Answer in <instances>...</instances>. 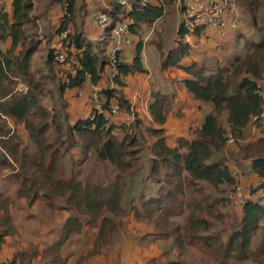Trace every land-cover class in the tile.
Segmentation results:
<instances>
[{
  "label": "trees",
  "instance_id": "16d2710c",
  "mask_svg": "<svg viewBox=\"0 0 264 264\" xmlns=\"http://www.w3.org/2000/svg\"><path fill=\"white\" fill-rule=\"evenodd\" d=\"M243 1L251 27L259 39L245 42L244 55L233 56L228 66H216L209 70L195 62L182 65L190 51L189 45L182 43L189 32L182 28L176 32L178 45L160 56V70L181 69L188 77L178 81L180 87L192 100L212 108L200 125L191 131V139L179 138L175 147L167 143L163 126L174 96L168 87H165L168 94L152 88L147 106L151 121L136 116L132 123H115L113 119L108 120L101 115L93 119L87 116L71 120L66 112L56 111L59 117L63 114V118L56 119V131L48 132L52 131V135L63 134L61 123H66L64 133L70 135L71 142L62 140L60 145L67 143L65 154L69 151L72 154L77 149L82 156H72L73 163L80 161V165L92 161V167L104 165L107 171L110 168V174L103 177L92 170L87 174L71 172L68 180H62L57 175L59 167L65 164V154H59L60 145L56 146L55 141L46 143L47 136L44 135L50 109L42 105L40 99L45 97L46 105L54 100L48 82L54 83L57 104L59 100L64 101L62 97L66 89L82 88L87 78L93 85L98 84L106 67V78L109 76L111 29L128 17L127 9L109 1V9L101 8L98 12L105 13L109 19V27L104 29L100 45L94 49L76 31L71 42L75 62L64 70L54 61L53 50L49 48L43 60L44 72L41 67L32 69L31 66L32 58L41 44L33 39L32 34L29 35V31L35 27V18L31 16L33 0H10L7 4L10 12L0 13V42L10 43L6 51L0 48V249L11 231L12 206H18L22 201L28 206L37 202L50 205L52 200L64 199L63 203L58 204L74 208L78 214L87 215L92 221L100 219L98 235L101 236L114 233L118 228L116 224H121L117 220L132 213L128 212L129 209L133 210L135 219L145 220L152 226L155 236L164 240L172 238L180 251L178 255L184 253L186 241L189 244L197 241L216 256L219 264L229 261L257 262L259 260L256 258H264V240L259 243L256 253L252 252L255 235L264 222V134L254 148L250 145L240 147L241 158L248 161V171L259 180L258 187L252 193L259 199H250L239 206V222L233 226L235 229L226 240L220 234H211L213 223L195 219L194 211L182 225L170 222L171 218L182 215V207L189 205L184 202L187 189L192 194L204 195L198 184H204L205 188L220 194L227 188L235 187L237 181L226 158L217 157L227 145V134H231L237 142L250 124L264 128L260 119L252 122V118L264 113V99L257 84L264 77V16H260L264 0ZM168 2L172 3L173 0ZM55 3L60 8L67 4L68 13L73 15L75 0H55ZM128 3L129 17L134 22L130 28V45L118 54L119 74L113 78L116 88L106 89L104 95L107 103L116 101L129 112L130 105L121 90L125 87L123 78L146 73L142 58L144 46L139 35L144 27L153 28L164 17L165 8L160 0H147L144 4L140 0H128ZM69 22L64 21L56 29L55 37ZM199 32L200 29L196 28L193 35L198 36ZM15 77H21L25 82L26 92L17 87L13 91L11 83H8ZM32 118L36 122L30 120ZM144 133L150 135V142L144 140ZM21 134L23 137L20 139ZM23 139L29 141L36 154L30 157L23 154ZM26 140L24 144H28ZM144 165L147 179L157 188L156 194L148 197H145L147 191H138L139 199L144 198L141 202L144 212H141L135 204L138 202L133 203L132 195L137 191L132 186L135 172ZM8 178L14 181L12 187L5 186ZM217 201H222L224 205L226 198H217ZM204 202L205 199H201L195 205L200 212L201 203ZM216 203L210 202L208 209H212ZM218 217H221L220 214L216 215ZM73 220L70 217L66 221L60 243L66 241L72 232ZM214 221L217 223L219 220Z\"/></svg>",
  "mask_w": 264,
  "mask_h": 264
},
{
  "label": "crops",
  "instance_id": "0c3cea01",
  "mask_svg": "<svg viewBox=\"0 0 264 264\" xmlns=\"http://www.w3.org/2000/svg\"><path fill=\"white\" fill-rule=\"evenodd\" d=\"M160 1L164 5L163 0ZM99 2L102 9L104 5L109 3L108 0H99ZM173 3L177 4L181 12L178 1L173 0ZM232 4L233 0H230V6L234 11L235 17L240 20L238 30L231 32L222 39L217 38L211 29L200 31L198 36H194L193 33H188L185 35L184 40L191 41L192 43L186 42L187 44L189 43L188 45L191 44L190 46H193L190 48L189 57H186L188 60L185 58L181 62L182 65H188L192 62L201 64V62H204V56L205 58L211 57L219 60L218 55L214 52L215 48L219 43H226L232 40L234 34L245 27V19L239 15V12L236 11ZM0 9H4V12H10L9 5L7 4L0 6ZM98 12L91 13L88 18L89 20L86 19L84 31L80 30V27H76V30L73 31L74 33L76 31L79 32L84 40L94 46V49L100 45L104 34V29L97 27L93 23L94 17ZM179 17L180 25L176 32L181 26L182 15L180 14ZM232 19L233 16L230 15L229 20L231 21ZM87 27H89L88 30ZM150 30H153V28ZM141 40L143 41L142 38ZM186 42L183 41L182 43L185 44ZM143 46L145 47L144 41ZM198 48L199 52L195 51ZM194 51L195 53H193ZM197 54H200V56L197 57ZM144 57L145 51L143 50L142 58L146 73H136L123 78L125 87L121 90L124 97L128 100L130 110L137 117L151 121L147 106L152 88H158L152 84V82L154 83L156 81V79L151 77L154 68L152 66V71L148 70ZM200 57L202 58L199 59ZM156 58H158L157 54L155 55ZM159 68L157 71H159ZM171 70L177 72L176 83L188 77L181 69ZM107 72L108 68L106 67L101 74L102 80L96 86L108 89L116 88L115 84L107 80ZM165 72H163L164 77L167 75ZM164 77L160 79H164ZM260 82H264V79ZM92 86L93 84L87 78L82 88L73 90L66 89L64 91L62 98L67 103V106L66 103L64 104L68 107L66 109L68 116L75 119L79 115L77 113L81 112L89 116V96L92 91ZM258 86L261 93V86L259 84ZM17 88L24 92L27 91V87L21 84V82L17 84ZM160 90L165 94L169 93L163 86ZM172 93L174 96L170 101L167 110V119L163 129L165 130L168 145L175 147L179 138L191 139V131L200 125L203 117L210 113L212 108L208 104L192 100L179 84L178 89L176 91L172 90ZM59 102H62V100H59L57 103ZM113 121L115 123H126L123 114L115 116ZM12 192L10 190L9 193L12 194ZM48 206L47 204L42 205L38 202L28 206L25 201H22L21 204L16 206L17 208L12 206L11 231L5 237L0 249L1 260L7 262V264H174L177 261L176 259H178V251L174 254L172 248L170 250L166 249V247L162 248L164 244L158 243V240L154 242L145 240L147 239L146 236L152 235L154 230L151 227H146L144 224L138 225V230L134 229V223L136 222H134L135 218L133 214H127V216L118 219L117 221H121V224H116L118 228H116L114 233H106L101 236L98 235L100 219L92 221L87 215L78 214L74 208H66L58 203H56V208L54 209ZM70 217L74 219L73 230L67 240L60 243L64 233L65 223ZM125 230L129 234L125 233ZM147 244L148 248L146 247ZM175 256L176 258H174Z\"/></svg>",
  "mask_w": 264,
  "mask_h": 264
},
{
  "label": "rangeland",
  "instance_id": "374dc122",
  "mask_svg": "<svg viewBox=\"0 0 264 264\" xmlns=\"http://www.w3.org/2000/svg\"><path fill=\"white\" fill-rule=\"evenodd\" d=\"M164 2V8H165V14L163 19H161L155 27H153V30H150L151 28L144 27L142 33L139 35L145 44L144 51H145V62H146V67L148 70L152 71V66L154 68V72L152 74V78L156 79V81L152 84L156 85L158 89H161V87H169L173 91H176L178 89V83H176V71L167 70L165 72L167 75H165L163 72L160 70L157 71L159 64H160V56H164L168 51L178 45L177 40H176V30L180 25V12L179 7L177 6L176 3H170L168 0H163ZM110 3V2H109ZM109 3L103 6V9H107L109 7ZM33 11L31 13L32 18H35V27H33L29 31V35L32 34V37L34 40H38V42H41L39 46V51L33 56L32 61H31V66L32 69H34L36 66L41 67V70L44 71L42 68L43 65V60L44 56L46 54L47 49L52 48L53 44H55L57 37L56 35V29L61 27L62 19L61 16V8L55 3V0H33ZM232 6L236 9V11L239 12V15L245 19V27H243L241 30L237 31L232 40L226 42V43H219V45L215 48L214 52L218 55L219 60L213 59L211 57L204 58V62H201L203 66L206 67V69H214L216 66H228L229 60L233 56H243L244 55V45L245 42L247 41H258L259 37L255 33V31L252 29L251 24L249 22V18L247 13L245 12V6H244V1L243 0H233ZM5 8V7H4ZM101 9V4L99 0H76L75 3V10L73 15H71L70 22L68 27L75 31L76 27H80V30L85 29V21L88 19L94 12L96 13ZM260 16H264V9L260 11ZM89 20V19H88ZM93 20V19H92ZM247 20V21H246ZM94 21V20H93ZM247 22V25H246ZM95 25V21L93 22ZM89 27H87L88 30ZM28 35V36H29ZM29 40V39H28ZM54 40V41H53ZM187 42L192 43L189 40H186ZM185 41V42H186ZM186 42V43H187ZM189 44V43H188ZM191 45V44H190ZM189 45V49L193 46ZM9 47V43L6 44V42L1 41L0 42V48L4 51H6ZM194 48V47H193ZM198 49H195V51L199 52ZM195 51L193 53H195ZM192 53V54H193ZM158 55V58L155 59V55ZM191 55V54H190ZM197 57L200 56V54L196 55ZM189 57V55L187 56ZM200 57L199 59H201ZM159 60V63H158ZM186 60H188L186 58ZM190 60V59H189ZM177 69V68H174ZM45 72V71H44ZM170 72V73H168ZM162 75V76H161ZM164 77V79H160L161 77ZM260 79L257 84L261 86V95L264 98V82H260ZM25 84L23 82L21 77H15L11 79V81L8 83H11V87L14 91V89L17 87V84L20 83ZM173 82V83H172ZM48 87L52 91L51 95L53 96L54 100H51L48 102L50 97L46 98L47 102L49 103L46 105L44 103L45 97H42L40 99V102L42 105H44L46 108H49L50 111H48V117L46 118V121H48V126H47V132L48 130H55L56 131V123L58 119L63 118L61 116L59 117L57 112H66V109L68 107L67 103L65 101L59 102L56 104V88L54 87V83L48 82ZM7 84V86H8ZM90 102V100H89ZM66 103V106L65 104ZM90 106V104H89ZM59 110V111H58ZM54 117H53V115ZM79 115L76 116V118H72L69 116V119L71 120H76L79 118H85L87 117V114L84 113H77ZM57 115V116H56ZM89 115V113H88ZM57 119V121H56ZM36 122L34 118L30 119ZM224 120V115L222 116V122ZM254 122V120H252ZM261 122L264 126V117L261 119ZM63 125V134L59 132L56 133L55 135H52V131H49L48 133L44 135L47 136L46 138V143H49L51 141L56 142V146H59L62 140H67V142H71V137L70 135L68 136V133H64L66 131V123L62 121L61 123ZM10 125V124H9ZM264 134V128L260 129L258 127L253 126V124H250L246 130L243 133L242 138L238 139L237 142L234 141L232 144L226 145L225 149L221 152V154H218L217 157L224 156L226 158V162H228L229 166L231 167V170H238L241 174V180H239V183L241 186L246 188V190H249L251 194L254 192V190L258 187V182L259 180L256 179V177L248 171V161L245 159H242V155L240 154V147L241 146H247L250 145L252 148H254L257 140L263 136ZM23 137V135H20V139ZM26 139H23V141ZM144 140L146 142H150L152 139L149 134L144 133ZM21 142V147L24 150V153L26 156L30 157V155L36 154L35 149L32 147V145L29 143L28 140L25 142L28 144H24V142ZM67 147V143H65L63 146L60 145L59 148V154H65V148ZM21 149V148H20ZM58 154V156H59ZM145 155V154H144ZM72 156L77 157V158H82L81 154L77 149H74L73 153L70 154V151L68 154H65L63 162L65 164H62L58 171V175L62 180H68V178L71 175V172L78 173V172H83L84 174L90 173L92 170H96L97 173L99 174L100 177L106 176L110 174V168L108 167L105 169L104 165H98V166H93L92 167V161H88L86 163H81L79 165L80 161H77L76 163H73L72 161ZM93 157V156H92ZM91 157V159H93ZM81 160V159H80ZM70 169L72 171H70ZM147 169V168H146ZM145 165L140 171H136L133 177L134 184L132 188H135L137 192L134 193L132 196L134 197V202L138 205V209L141 212L143 211V208H141V202L144 200V198L139 199V190H144L147 191V194L145 197L155 195V190L157 188L156 185H153V183L147 179V173H146ZM11 171V170H9ZM11 174V172H10ZM12 176V175H10ZM83 176V175H82ZM114 177V176H113ZM112 177V178H113ZM146 178V179H145ZM9 181L6 182L5 186H10L12 187V179L8 178ZM14 183V181H13ZM197 186H200V191L204 193L202 194H192L190 189H187L186 191V198L184 197V202L186 204H189L185 208H181L182 210V215L178 217H174L170 219V222H173L174 224H179L182 225L184 224V221L186 218H189L192 212H195V219H205L208 222L213 223V228L210 230L211 234H220L223 237V240H226L233 228L235 229V224H238L239 216L241 213H239L240 210H238L239 206H236L232 201H230L227 198V194L232 190V188H227L222 194L217 193L216 191L212 189L205 188L204 184H198ZM139 187V189H137ZM189 190V191H188ZM224 197L226 198V202L224 205H222V201L220 203L217 201V198ZM201 199H205L204 203H201L202 211L200 212L199 210L196 209V203L199 202ZM64 199H55L50 201V205L48 207H52V209L56 208V202L57 203H63ZM210 202H217L216 205L212 207V209H208V204ZM39 204L46 205L43 203L38 202ZM16 207V206H15ZM237 207V208H235ZM17 208V207H16ZM128 212H132L129 214H133V210H129ZM181 212V211H180ZM213 214H210L212 213ZM180 213H178L179 215ZM220 214L221 217L216 218V215ZM134 219V218H133ZM214 219L219 220L217 223L214 221ZM135 219L134 222V229L138 230V225L144 224L146 227H151L147 221L141 220L138 221ZM130 223V221H129ZM133 229V230H134ZM147 229V228H145ZM153 230V228H152ZM125 233H128L127 230H125ZM200 233V232H199ZM129 234V233H128ZM200 234H204L201 232ZM148 242H154L158 240V243L164 244L162 245V248L169 249L172 248L174 250V254L178 251V254L180 251L178 250V246L176 243L172 242V238L169 240H164L162 237H157L155 236L154 233L152 235L150 234L149 236H146ZM149 237V238H148ZM261 240H264V222L263 226L259 229L257 234L255 235V241L252 247V252L256 253V249L261 242ZM161 246V245H159ZM148 248V244L146 245ZM185 251L181 255H178V259H176V264H219L217 262L216 256L209 250L205 249L201 243H198L197 241H194L192 244L187 243L185 244ZM176 258V256L174 257ZM259 261H253V260H248L245 262H240V261H229L226 262L225 264H264V258L263 257H258L256 258Z\"/></svg>",
  "mask_w": 264,
  "mask_h": 264
},
{
  "label": "built area",
  "instance_id": "2783aa9c",
  "mask_svg": "<svg viewBox=\"0 0 264 264\" xmlns=\"http://www.w3.org/2000/svg\"><path fill=\"white\" fill-rule=\"evenodd\" d=\"M114 1L121 7L127 9L126 15L128 16L124 21L118 23L111 29L112 46L109 53V76L108 81L113 83L119 72L117 69L118 54L125 47L130 45V28L134 24L133 19L129 17L130 6L128 0H108ZM143 4L147 0H140ZM181 8L182 22L180 29H185L189 33H193L196 28L200 31H206L211 29L215 33L217 38H225L231 32L238 30L240 20L235 17L234 11L230 6V0H177ZM10 0H0V6L8 4ZM67 4H63L61 7L62 23L69 21L71 16L67 11ZM4 12V9H0V13ZM230 15L233 19L230 21ZM94 21L97 27L106 29L109 27V19L105 13H97L94 17ZM73 30L68 26L60 31L57 35V40L52 46L54 61L58 63L64 70L69 69L75 62L74 50L72 47ZM108 88L92 86V91L89 96L90 100V113L89 118L93 119L97 115L104 116L108 120H112L115 116L123 114L125 116L126 123H132L136 117L133 111H125L116 101H110L107 103L104 92ZM264 113L259 117H254L252 120L262 119ZM234 138L231 134L226 136V144H232ZM232 176L236 179L237 183L235 187L227 194V198L232 201L236 206L243 205L250 199H259V196H254L249 190H246L240 185L241 175L237 170H232ZM0 264H7V262L0 259Z\"/></svg>",
  "mask_w": 264,
  "mask_h": 264
},
{
  "label": "water",
  "instance_id": "95a60500",
  "mask_svg": "<svg viewBox=\"0 0 264 264\" xmlns=\"http://www.w3.org/2000/svg\"><path fill=\"white\" fill-rule=\"evenodd\" d=\"M42 197H44V198H45V197H47V196H46V195H42Z\"/></svg>",
  "mask_w": 264,
  "mask_h": 264
}]
</instances>
